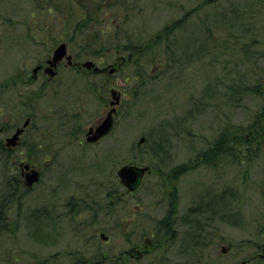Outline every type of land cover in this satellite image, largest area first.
Instances as JSON below:
<instances>
[{"label": "rangeland", "instance_id": "374dc122", "mask_svg": "<svg viewBox=\"0 0 264 264\" xmlns=\"http://www.w3.org/2000/svg\"><path fill=\"white\" fill-rule=\"evenodd\" d=\"M72 15L88 22L76 31ZM61 43L72 64L29 83ZM120 57L109 82L84 66ZM0 86V205L19 194L21 206L1 224L0 264H117L139 237L118 216L175 208L179 264H264V0H0ZM112 89L113 130L91 144ZM23 164L41 173L31 189ZM130 164L150 172L116 203Z\"/></svg>", "mask_w": 264, "mask_h": 264}, {"label": "flooded vegetation", "instance_id": "af4514ba", "mask_svg": "<svg viewBox=\"0 0 264 264\" xmlns=\"http://www.w3.org/2000/svg\"><path fill=\"white\" fill-rule=\"evenodd\" d=\"M117 62L118 63L116 64H113V65L111 64L103 68H100L101 71H99L98 73L95 71V67L91 68V71L92 70L95 71L96 75H104V76L108 75V79L110 81V78H111L110 74L115 73L117 70L119 71L122 65L126 62V60H123V58L120 57L117 60ZM62 63L63 61L60 62V64L56 65V67H53V66L50 67V69L56 71L55 76L59 74L57 70ZM38 67H39V70L36 73H34L35 68H38ZM113 67H115V72H110V70ZM35 68L32 70L31 76H29L27 80L29 83L37 82L39 79L40 73L44 75L49 74L51 76V70L45 67L43 64L38 63ZM100 87L101 86H99V88ZM112 91H114V89L111 90V93ZM20 95H22L21 92H20ZM112 108L113 107L111 106L110 110ZM116 113L117 112L115 111L113 116H115ZM27 120H29V124H30L31 118H27L25 122ZM92 128L95 129V126ZM18 129H20V127H16L14 132H16ZM26 129L27 128L24 129V133ZM24 133H22L21 135L23 136ZM13 135L14 133L11 134L10 136H13ZM21 135H20V139L17 141V144L15 146H9L8 143L6 142L5 148L3 147L4 150L7 151L8 153H12V152L15 153V151L23 143V141L21 140V137H22ZM105 137L101 138L97 142H90V143L91 144L98 143ZM7 138H10V137H7ZM21 174L25 175L26 172L24 173L21 172ZM122 185L123 183L120 180L119 189L118 191L116 190L115 192L116 195H114V197H116V203H118L121 200V198H119L118 196V193L119 195H121L120 188H122ZM138 188H136V190ZM176 204L174 205L173 203L170 202V206L171 205L176 206ZM86 206L87 207L85 208V210L88 213H90L92 208L94 206H98V204L92 201V203L91 202L87 203ZM105 208L107 207L105 206L103 209ZM120 210L121 209H119V206H117L116 212L117 213L121 212ZM175 210H168L166 214H164V216H158L157 219L155 218L156 216L152 215L151 212L135 211V210H131L130 213H126L125 219L121 217V215L118 216L119 217L118 222L120 224L119 228L122 229L125 227L127 229L129 228V226L134 225V227H130V228L132 230L134 228L135 230L139 231V234H138L139 237H138V240L136 241H132L131 239L130 242L126 244L127 247H124L123 244L120 245L119 255L118 257H115L116 263L117 264H128V262L131 261L136 264H141V262H146V264H155L156 262H159V263L168 262V264H179L178 259L182 260L181 257H182V252H183L182 247H183V240H184V238L182 239L181 235L183 234V231L184 233H186L187 227H186L185 219L181 220L180 219L181 216L179 215V212ZM194 224L196 225V227H198L197 219L194 221ZM135 226H138V228H135ZM197 247H198V243H197ZM223 253L225 254V251H223Z\"/></svg>", "mask_w": 264, "mask_h": 264}, {"label": "water", "instance_id": "95a60500", "mask_svg": "<svg viewBox=\"0 0 264 264\" xmlns=\"http://www.w3.org/2000/svg\"><path fill=\"white\" fill-rule=\"evenodd\" d=\"M66 57L68 59V62L71 63V56L67 55V46L65 43H62L60 46H58L52 56V59L48 61V63L56 67V65L64 58ZM84 66L87 69H91L95 67V64L91 61H87L84 63ZM39 70L38 68H35L34 73H36ZM95 71H99L97 67H95ZM115 69H112L111 72H114ZM56 72L51 70V76H54ZM112 102L111 105L114 107L110 112H108L107 116L101 122L95 129L91 128L87 134V140L89 142H97L102 137L108 135L113 128V114L115 113V105L120 103V93L118 91H112ZM29 124V120H27L24 123V127L20 128L16 131V133L7 139V143L9 146H15L17 144V141L19 140L20 135L24 131V128L27 127ZM144 141V138H141L138 142L139 145H141ZM23 170L27 171L26 179H27V187L31 189L35 183H37L40 180V172L37 170L31 168L29 164H23L22 165ZM149 171L148 167H142L137 165H124L122 166L118 171L117 175L122 181L123 185L127 187L129 190L133 191L140 185L142 179L144 178L146 172ZM264 257V255H262ZM241 264H245L244 262Z\"/></svg>", "mask_w": 264, "mask_h": 264}, {"label": "trees", "instance_id": "16d2710c", "mask_svg": "<svg viewBox=\"0 0 264 264\" xmlns=\"http://www.w3.org/2000/svg\"><path fill=\"white\" fill-rule=\"evenodd\" d=\"M99 5L100 4H98V6ZM80 11L83 13L82 9ZM82 13H76V14L79 15V14H82ZM84 17H85V15L82 16L80 20H78L77 16H75V15L71 16L70 23L71 22L75 23L74 26H75V30L76 31H78L79 29L84 27V25H86V23L88 22V21H84L85 20ZM87 19H88V16H87ZM106 31H108V30H106ZM83 41L85 42V43H83L84 45H87V44H89L91 42L90 39H86V38L83 39ZM79 48H81V47H79ZM101 49H102V47L100 48V50ZM129 50H130V52L132 54V55H130L131 56L130 58L132 59L133 55H135L136 53H141L142 50H147V49L146 48L145 49L142 48V49L134 50L133 48H131ZM107 81L109 82V79H107ZM1 89H2V87L0 86V91H1ZM2 152L6 153L7 151L3 150ZM14 195L15 196L11 195L10 197L6 198L5 200L3 199L2 204L0 205V227H1V224H3V222H6V221L10 220L12 217L16 218V216L20 212L21 206H20L19 200H17V199H19L18 198L19 194H14Z\"/></svg>", "mask_w": 264, "mask_h": 264}]
</instances>
